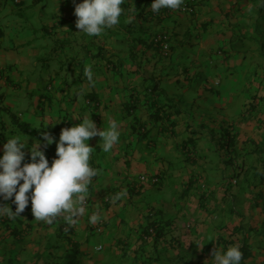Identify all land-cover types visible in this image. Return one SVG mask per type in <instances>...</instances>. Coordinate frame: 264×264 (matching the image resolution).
Listing matches in <instances>:
<instances>
[{"label":"crops","instance_id":"0c3cea01","mask_svg":"<svg viewBox=\"0 0 264 264\" xmlns=\"http://www.w3.org/2000/svg\"><path fill=\"white\" fill-rule=\"evenodd\" d=\"M80 2L0 0L2 105L54 138L40 140L49 165L61 129L86 116L101 130L116 120L120 140L109 153L99 136L88 141L97 176L73 222L36 221L30 201L11 222L0 215V264H214L232 245L241 264H264V0H195L192 14L125 0L99 37L76 27ZM161 34L167 59L153 41ZM10 121L0 110V155L9 138L37 140Z\"/></svg>","mask_w":264,"mask_h":264},{"label":"clouds","instance_id":"9594fccd","mask_svg":"<svg viewBox=\"0 0 264 264\" xmlns=\"http://www.w3.org/2000/svg\"><path fill=\"white\" fill-rule=\"evenodd\" d=\"M124 3L125 0H81L74 8L76 27L89 37H99L106 29L121 22ZM183 3L184 0H152L150 10L153 13H159L161 9L177 10ZM131 20L129 16L125 22ZM84 72L89 86H94L91 66L86 67ZM95 136L103 140V151L109 153L120 140V126L113 119L107 130H101L91 116H86L79 124L61 129L55 141L56 157L51 165L41 149L40 140H36L29 148L27 141L19 137L9 138L0 155V198L5 201L12 198L16 210L13 212L8 205L5 208L4 204L0 206V215H8L9 218L19 216L29 201L36 221L51 224L63 215L71 223L76 216L82 215L89 185L97 176V170L89 163L93 148L88 144ZM41 137L45 142L44 147L54 142L47 132H41ZM25 148L30 156L28 163H22ZM124 195L126 192L117 193L114 200ZM100 219L98 212L90 216L92 223ZM242 259L243 253L239 246L232 245L224 251L215 250L211 260L214 264H241Z\"/></svg>","mask_w":264,"mask_h":264},{"label":"trees","instance_id":"16d2710c","mask_svg":"<svg viewBox=\"0 0 264 264\" xmlns=\"http://www.w3.org/2000/svg\"><path fill=\"white\" fill-rule=\"evenodd\" d=\"M263 5H264V2H263ZM186 14H187V13H186ZM161 35H164V34H161ZM165 35H167V34H165ZM155 38H156V37H155ZM153 41H154V43H155V39H154ZM168 42H169V40H168ZM158 45H159V44H158ZM159 46H160V45H159ZM160 47H161V46H160ZM162 56H163V58H165V59L169 58V56H170V47H168V54H167V56H164L163 54H162ZM4 99H5V96H4L3 94H0V110L6 112V113L9 115V117H10L12 123H14V124L18 127V129L21 130L23 133L28 134L29 136H31V137H33V138H35V139H37V140H43L42 137H41V132H43V131H41V130H32V129L29 127L28 124L21 122V121L18 119V117H17L14 113H12L11 111H9L8 108H6L5 106L2 105ZM9 208L11 209V211L15 212V210H16V205H13V206H11V207H9ZM17 217H18V216L14 217V218H9L8 215H5L6 222H7V221H8V222H11V221H13L14 219H16ZM154 226H155V225L151 226V227L149 228L148 232H146V235H147V236L158 235V233H156V230H155L156 228H155ZM153 228H154V229H153ZM151 229H153V234H152V235H151V233H150V230H151ZM66 234H68V232H67V231H64V230H62V229H60L59 232H58V236H61V237H62V235H63V237H64ZM154 237H155V236H154ZM71 252H72V256H73V257L76 256V255L78 254L77 246L72 245V250H71Z\"/></svg>","mask_w":264,"mask_h":264},{"label":"built area","instance_id":"2783aa9c","mask_svg":"<svg viewBox=\"0 0 264 264\" xmlns=\"http://www.w3.org/2000/svg\"><path fill=\"white\" fill-rule=\"evenodd\" d=\"M195 3V0H187V3H183L180 9H177L178 12L180 13H187V14H192L194 11L193 4ZM155 43L159 44L161 46L162 54L164 56H167L168 54V47H169V42H168V37L165 35H159L155 38ZM139 181L141 183H146L150 185H156L158 183L157 178H149L147 176H140ZM151 235L153 234V229L150 230Z\"/></svg>","mask_w":264,"mask_h":264},{"label":"rangeland","instance_id":"374dc122","mask_svg":"<svg viewBox=\"0 0 264 264\" xmlns=\"http://www.w3.org/2000/svg\"><path fill=\"white\" fill-rule=\"evenodd\" d=\"M29 3H31V0H27ZM46 1H48V0H46ZM45 2V1H44ZM44 2H42V3H44ZM38 3H41V1H39ZM52 8V7H51ZM48 9H49V7H48ZM53 9H54V7H53ZM37 11H41V5H40V7H37V8H35V7H32V9H31V11L29 12V14L30 15H34V14H36L37 13ZM39 19V21H41V19L40 18H38ZM42 20H47V18H45V19H42ZM44 23V22H43ZM48 25V24H47ZM34 44L35 45H38L39 43H38V41H36V42H34ZM44 54H42L41 55V57L43 56ZM51 56L50 55H47V56H43V58L44 59H48L47 60V66H49L48 67V70L49 71H51V70H55L58 66H57V62H56V59L55 58H50ZM38 70H40L41 71V67L39 66V68H38ZM11 122V121H10ZM21 131V130H20ZM42 131V130H41ZM22 132V131H21ZM23 133V132H22ZM25 136H28V137H31V136H29L28 134H25V133H23ZM33 138V137H32ZM240 184V183H239ZM166 189H165V193H166ZM165 200H174V196L171 194V193H169L168 195H166L165 194Z\"/></svg>","mask_w":264,"mask_h":264}]
</instances>
